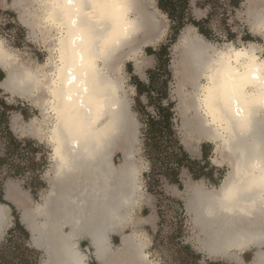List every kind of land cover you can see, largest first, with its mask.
I'll use <instances>...</instances> for the list:
<instances>
[{
    "label": "bare ground",
    "instance_id": "obj_1",
    "mask_svg": "<svg viewBox=\"0 0 264 264\" xmlns=\"http://www.w3.org/2000/svg\"><path fill=\"white\" fill-rule=\"evenodd\" d=\"M33 4L38 7L30 15L33 23H25L46 36L48 60L35 68L19 63L0 39V69L6 72L0 87L43 109L42 123L51 126L45 136L53 148L54 173L43 203L33 210L12 185L9 198L20 204L32 245L46 255L43 264H89L90 253L97 264H158L150 258L143 234L136 228L126 232L137 225L130 214L140 188L132 153L120 166L113 162L122 142L138 136L116 58L141 37L144 44L151 43L158 22L142 0ZM252 8L251 29L262 32L264 5ZM213 44L189 37L181 64L193 81L206 80L195 95L199 138L215 143L232 170L219 188L193 190L187 205L199 232L197 246L208 257L232 255L240 261L255 248L251 264H264V57L255 43L225 50ZM35 123L26 128L28 133L38 132ZM10 216L0 204V236ZM117 233L119 246L112 242ZM85 239L90 247L84 252L80 242Z\"/></svg>",
    "mask_w": 264,
    "mask_h": 264
},
{
    "label": "rangeland",
    "instance_id": "obj_2",
    "mask_svg": "<svg viewBox=\"0 0 264 264\" xmlns=\"http://www.w3.org/2000/svg\"><path fill=\"white\" fill-rule=\"evenodd\" d=\"M33 1L0 0V39L4 40L17 62L26 63L35 68L38 64L43 65L47 62L49 42H46V36L39 29L36 27L31 29L26 24L29 21L33 23V17L30 15L38 8ZM142 1L148 4V10L155 16L159 29L151 43L144 44V38L141 37L131 47L128 46L122 50L116 58L119 67L116 73L125 88L137 124L135 133L138 136L135 137L134 142H122L121 147L115 151L113 162L116 166H120L126 161L127 152L132 153L130 161L137 166L138 187H140L136 194L138 203L134 206L135 211L141 214L153 213L157 216L158 222L154 230L147 231L148 235L135 226H129L127 233H132L136 228L143 234L148 245L149 236L152 237L154 246L150 248L148 246L147 249L149 253H152L150 254L152 260L153 258L161 259L167 264H197L200 256L193 252L191 246L186 252L181 253L180 250L188 247L187 245L193 243L195 239L197 240L199 234L193 223V214L188 209L192 191L219 188L232 167L223 160L222 154L217 152L215 143L199 138L201 126L198 123L200 117L195 106L197 105L195 95L197 86L205 83L206 80L202 79L200 83L195 82L190 75L191 71L184 70L181 64L182 48L189 37H198L211 44L214 43L213 45L219 50H225L232 44L240 48L255 43V46L261 47L258 54L264 57V30L253 32L250 17L252 7H256L255 10H262L264 2L261 5H255L256 3L251 4V0H188L187 11L200 25L188 23L176 33L171 20L159 9L157 0ZM164 46L167 47L168 52L161 59L159 53ZM152 71L158 73L155 80L157 90L163 86V81H168L167 92L166 94L162 92L161 98L165 103L167 98L174 103L176 138L189 157L203 168V175L198 179L186 167L180 169L179 183H170L159 169L153 173L151 171L152 163L145 155L143 145L145 138L142 129L145 127L146 115L140 108L138 100L146 106L147 113L155 116L156 112L154 107L149 105L147 93L153 97H157L158 94L156 90L146 89V93L139 95L136 80H141L147 86L150 85ZM167 72L171 74L169 78ZM5 77L6 72L0 69V81ZM159 92L161 93L160 90ZM0 100L10 106L3 116V108L0 104V160H4L0 162V191L3 194L0 197V204L6 206L11 215L9 227L0 236L1 253L15 220L19 218L23 225L24 212L20 204L9 198V186L16 187L21 194L20 197H23L33 210L39 202L43 203V198L50 189L49 174L54 173V163L52 162L53 148L45 136L46 132L48 133L46 127L51 126L42 123L44 115L39 104H36L35 100L8 93L1 87ZM3 117L6 118L7 123ZM35 120L38 132L28 133L26 128ZM6 127L16 137L19 145L13 144L9 148L10 141L5 133ZM162 160L167 162L169 159L165 156ZM158 167H161L160 163ZM147 207L150 210L144 213ZM31 237L30 233L28 242L35 253L24 250L26 247L24 238L19 233L15 234L16 244L10 246V250L7 251L10 264H21V261H27L28 264L44 263L45 253L32 245ZM119 242L120 240L113 237L114 245L119 246ZM81 244L84 252L85 246L90 247V241L87 239L81 240ZM16 246H22L21 251L17 250ZM89 257V264H97L92 253Z\"/></svg>",
    "mask_w": 264,
    "mask_h": 264
},
{
    "label": "trees",
    "instance_id": "obj_3",
    "mask_svg": "<svg viewBox=\"0 0 264 264\" xmlns=\"http://www.w3.org/2000/svg\"><path fill=\"white\" fill-rule=\"evenodd\" d=\"M159 9L168 16L173 24V30L178 33L183 29L188 23L195 24L199 26L200 23L191 17L190 13L187 11L188 0H157ZM167 47L164 46L160 49L159 56L162 59L167 55ZM162 62V61H161ZM158 76L156 71L150 73V85H145L141 80H136L137 91L139 95L146 93V89L156 90L158 96L153 97L150 93H147L149 98V105L154 107L156 115L147 113L146 106H144L139 100V106L144 111L146 115V120H144L143 135L145 138L144 142V153L151 161V171L156 172L158 169L164 175V177L170 183H179V173L180 169L186 167L190 170L192 175L198 179L203 175V168H201L198 162L192 160L188 153L180 146L179 141L176 138V130L174 126L175 113L174 103L167 98L166 103L163 102V93L166 94L168 81L162 82V87L157 90L155 87V80ZM168 78L171 76L170 72H167ZM156 88V89H155ZM161 91V93L159 92ZM163 92V93H162ZM1 107L3 108L2 115L5 116L6 111L10 109V106L4 101L0 100ZM6 122V118L3 117ZM3 122V121H2ZM7 123V122H6ZM6 135H8L10 145L20 144L16 137L10 132L6 127ZM168 157L167 162H162V157ZM161 157V158H160ZM4 160H0L3 162ZM160 163L161 167H158ZM199 168V170H197ZM150 177L148 176V179ZM158 184V183H157ZM2 191H0V197H2ZM3 202V201H1ZM19 233L21 237L24 238L25 248L24 250L35 253L34 250L30 248L29 240L30 233L24 225L21 224L19 218L15 220L14 227L9 230L8 238L2 252L0 253V264H10L7 251L10 250V246L15 245V234ZM16 249L21 251L22 246H16ZM23 254V253H22ZM39 253H37L38 255ZM21 264H28L27 261H21Z\"/></svg>",
    "mask_w": 264,
    "mask_h": 264
},
{
    "label": "crops",
    "instance_id": "obj_4",
    "mask_svg": "<svg viewBox=\"0 0 264 264\" xmlns=\"http://www.w3.org/2000/svg\"><path fill=\"white\" fill-rule=\"evenodd\" d=\"M149 210L150 209H148V207H147V209L144 210V213H145V211L148 212ZM132 211L133 212H131L130 215H131V217H133L132 219L137 222V225H135V227H137L139 230L143 231L144 233H146L148 235L147 231L154 230L156 228L157 222H158V219H157L156 215H154L153 213H148V214H141V212L137 213V211H135V207H134V209ZM127 231L128 230L126 229V232ZM113 237H116V240H120V242L118 244V245H120L121 242H122L121 233L120 234L117 233V234L112 235V242H113ZM197 240H198V237H197ZM197 240L195 239V241L193 243H191L190 245H187L188 247H186V248L179 247V248H181L180 249L181 253H183L184 251L186 252L188 250L189 246H191V249L193 250V252H195L198 256H200V257H198V258H200V260H198L197 264H251L254 261L255 256H256V251L257 250L255 248H252V249L248 250L245 254L241 255V260L240 261H236V259H235L236 257L234 258L232 255L227 257V258L212 259V258L208 257L205 254V252H203L202 250H200L198 248ZM149 241H150V243H149L148 246L150 248V247L154 246L153 243H152L153 241H152V237L151 236H149ZM187 244H189V243H187ZM80 247L83 248L82 244L80 245ZM87 247L88 246H85V249ZM150 254L152 255L151 252H150ZM153 259L158 264H167V262L165 263L161 259L160 260H157L155 258H153Z\"/></svg>",
    "mask_w": 264,
    "mask_h": 264
},
{
    "label": "water",
    "instance_id": "obj_5",
    "mask_svg": "<svg viewBox=\"0 0 264 264\" xmlns=\"http://www.w3.org/2000/svg\"><path fill=\"white\" fill-rule=\"evenodd\" d=\"M31 241H32V237H31ZM87 248H89V247H87Z\"/></svg>",
    "mask_w": 264,
    "mask_h": 264
}]
</instances>
